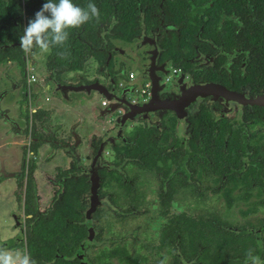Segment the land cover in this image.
Listing matches in <instances>:
<instances>
[{
  "label": "flooded vegetation",
  "instance_id": "af4514ba",
  "mask_svg": "<svg viewBox=\"0 0 264 264\" xmlns=\"http://www.w3.org/2000/svg\"><path fill=\"white\" fill-rule=\"evenodd\" d=\"M32 12L27 0H0V121L11 129L0 132V207L8 216L0 227L11 230L0 246L35 258L42 228L69 199L71 225L85 231L68 258L76 264H193V247L227 264H245L248 253L264 261V104L193 96V88L216 84L263 101L264 88L236 91L222 77L195 81L165 59L158 34L144 30L131 42L110 38L103 64L89 57L82 71L51 68L50 53L44 63L38 51L20 48ZM194 51L192 71H207L214 53ZM154 56L158 101L148 78ZM92 95L100 106L84 102ZM204 221L218 243L198 237L190 245L189 231L205 232Z\"/></svg>",
  "mask_w": 264,
  "mask_h": 264
},
{
  "label": "trees",
  "instance_id": "16d2710c",
  "mask_svg": "<svg viewBox=\"0 0 264 264\" xmlns=\"http://www.w3.org/2000/svg\"><path fill=\"white\" fill-rule=\"evenodd\" d=\"M38 1L27 0L28 5L33 6L30 19L34 18L36 9L40 6L42 8L46 2ZM73 1L80 7H85L90 2ZM91 2L99 9V18L69 30L65 48L70 52V57L61 59L57 55L61 49L53 48L49 56L51 68L82 71L84 62L89 57L103 64L106 59L105 50L112 48L110 38L131 42L144 30L147 33L158 34L160 46L165 49V59H171L175 68L191 72L195 81L207 79L219 81V77H222V81L226 80L223 83L236 91L247 88L254 93L264 88V0H91ZM195 48L203 53H214L212 56L214 62L205 69L207 71L197 74L192 71L195 65L192 62ZM217 71L222 72L218 74ZM73 204L78 206L77 202ZM74 208L69 199H64L58 205L49 225L42 228V234L39 236L42 249L33 258L36 264H76L68 258L72 255L73 248L75 250L81 238L85 236V231L81 226L73 229L71 225L75 215ZM204 227L205 232L189 231L190 245L195 246L198 237L203 239L204 244L218 243L211 237L213 230L208 221H204ZM69 245L72 246V250ZM179 253L187 255L188 252L183 248ZM55 255L60 256L55 258ZM187 258H193V264H227L222 257L217 256L216 252L212 253L208 248L197 253L193 247Z\"/></svg>",
  "mask_w": 264,
  "mask_h": 264
},
{
  "label": "clouds",
  "instance_id": "9594fccd",
  "mask_svg": "<svg viewBox=\"0 0 264 264\" xmlns=\"http://www.w3.org/2000/svg\"><path fill=\"white\" fill-rule=\"evenodd\" d=\"M99 9L90 2L85 7L73 0H46L42 8L30 19L19 38L20 48L26 55L50 53L53 48L61 49L57 55L68 59L70 52L65 48L69 30L76 29L92 19H98ZM0 264H36L26 249H13L0 246ZM245 264H264L259 256L247 254Z\"/></svg>",
  "mask_w": 264,
  "mask_h": 264
},
{
  "label": "rangeland",
  "instance_id": "374dc122",
  "mask_svg": "<svg viewBox=\"0 0 264 264\" xmlns=\"http://www.w3.org/2000/svg\"><path fill=\"white\" fill-rule=\"evenodd\" d=\"M139 53V51H136V54H137V56H139L140 54H138ZM38 61H40V62H43L44 61V63H45V53H38ZM130 66V68H132V72L135 74V83H136V85H138V86H141V85H143V83L144 82H146L145 81V79L144 78H142V72L140 71V70H138V69H135V68H133L131 65H129ZM88 67V68H87ZM92 67H93V65H91L90 64V66H89V64L86 66V69H85V71H88V73H90V71H92ZM43 71H47L46 69H44ZM85 74V73H84ZM127 74H128V72H127ZM86 75V74H85ZM158 75V74H157ZM159 76V75H158ZM184 84H187V82H185ZM172 86V87H171ZM171 86H168L167 88L169 89V88H173V84L171 85ZM173 90V89H172ZM168 93H172V91L170 92H168ZM76 96H79V95H76ZM93 97H90V98H88V99H86V100H84V102H87L88 103V105L87 106H89V107H96V106H100L101 104H100V102H101V99L98 97V96H96L95 95V97H94V95H92ZM97 97V98H96ZM4 102H5V104H7L6 106L7 107H14V105H13V103L11 102V100H10V98H5L4 100H3ZM2 106H3V104H2ZM1 106V107H2ZM63 106V105H62ZM7 107L6 108H3V109H7ZM14 113H15V109H13L12 111H11V115H14ZM57 118H60V117H57ZM67 127H68V129H70V126H69V122L67 121ZM11 129H10V125L8 124V123H6V122H4V121H0V132H2L1 134H6L7 132H9ZM10 138H11V134H8V137H5V138H2L4 141L3 142H5V141H8V140H10ZM73 140V139H72ZM73 143H74V140H73ZM7 148H10V147H7ZM55 166H58V165H56V164H54ZM53 172V171H52ZM48 183L46 182V185H47ZM45 188V187H44ZM45 190H46V192L48 193V194H46L45 195V197H43L42 198V200L44 201V202H46V201H48V198L50 197V195H51V190L49 189V188H45ZM44 190V191H45ZM4 211V207L2 206V207H0V220H1V223L2 222H4V221H7L8 219V216H6V213L5 212H3ZM133 226L134 225H129L128 226V232L133 228ZM10 229L9 228H7L4 224H2L1 225V227H0V235H1V238H3V237H6V235H8L9 233H10Z\"/></svg>",
  "mask_w": 264,
  "mask_h": 264
},
{
  "label": "water",
  "instance_id": "95a60500",
  "mask_svg": "<svg viewBox=\"0 0 264 264\" xmlns=\"http://www.w3.org/2000/svg\"><path fill=\"white\" fill-rule=\"evenodd\" d=\"M154 58H155V56L152 58V60H153L152 66L149 67V69H148V71H150V73L148 74V76H149L148 78L151 80L152 88H153L152 99H153V101H158L159 99H158L157 94H156L157 91H158L157 79L154 76V73H152L153 68H154ZM190 89H191V87H190ZM93 90H95V88H93ZM193 90H195L194 93H193L194 99L198 98V97H201L203 95H206V93L207 94L216 93L215 95L224 96V97H226L228 99H231V100H233L235 102H238L240 104L241 103L242 104H259V103L264 104V100L263 99H262L263 101H256L255 99L254 100L247 99V98H245L242 95H239V94H236V93H230L229 91H227L222 86H219V85H216V84H210V85H207V86H204V87H196V88H193Z\"/></svg>",
  "mask_w": 264,
  "mask_h": 264
},
{
  "label": "built area",
  "instance_id": "2783aa9c",
  "mask_svg": "<svg viewBox=\"0 0 264 264\" xmlns=\"http://www.w3.org/2000/svg\"><path fill=\"white\" fill-rule=\"evenodd\" d=\"M179 71V70H178ZM30 78H32V77H30ZM142 93H144V91H142Z\"/></svg>",
  "mask_w": 264,
  "mask_h": 264
}]
</instances>
